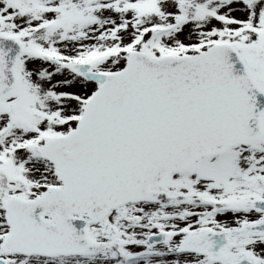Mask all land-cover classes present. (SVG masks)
<instances>
[{
	"label": "snow or ice",
	"instance_id": "obj_1",
	"mask_svg": "<svg viewBox=\"0 0 264 264\" xmlns=\"http://www.w3.org/2000/svg\"><path fill=\"white\" fill-rule=\"evenodd\" d=\"M0 264H264V0H0Z\"/></svg>",
	"mask_w": 264,
	"mask_h": 264
}]
</instances>
